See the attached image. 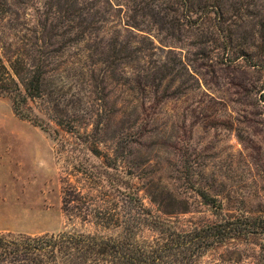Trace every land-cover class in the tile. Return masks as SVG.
<instances>
[{"label": "rangeland", "instance_id": "1", "mask_svg": "<svg viewBox=\"0 0 264 264\" xmlns=\"http://www.w3.org/2000/svg\"><path fill=\"white\" fill-rule=\"evenodd\" d=\"M54 1L7 0L19 16L12 15L13 23L33 24L51 15L50 22H59L67 38L76 37V21L69 20L74 10L60 13L53 5L45 15ZM113 1L106 13L107 4L98 0L91 11H98L93 29H86L83 41L63 57L67 100L79 114L85 109L88 131H99L98 153L55 124L47 131L21 119L10 99L0 98V233L118 234L115 221L69 219L64 210L69 183L80 194L76 200L92 201L100 216L113 219L123 200L185 228L216 220L206 200L222 202L229 215H264V104L259 100L264 72L242 58L224 64L228 55L205 41L207 34L198 37L202 30L165 32L155 12L136 16L130 0ZM241 1L223 0L229 8L224 24L233 29L236 44L260 54L264 0H250L240 12L233 7ZM115 40L118 47L130 43L125 60L113 55ZM154 200H174L180 213L166 216ZM156 235L149 227L138 231L140 237Z\"/></svg>", "mask_w": 264, "mask_h": 264}, {"label": "trees", "instance_id": "2", "mask_svg": "<svg viewBox=\"0 0 264 264\" xmlns=\"http://www.w3.org/2000/svg\"><path fill=\"white\" fill-rule=\"evenodd\" d=\"M104 1L107 4L105 11L109 13L108 6L114 8V1ZM130 2L135 5L136 16L139 12L141 16L151 14L154 17L155 12L162 31H180L183 27L202 30L198 37L207 34L205 41L221 47L228 55L222 60L224 64L242 58L250 67L264 72V52L253 54L234 42L233 29L224 24L229 8L223 0ZM250 3V0H243L241 6L233 8L241 12ZM98 4V0L48 3L51 8L45 15L52 12L53 5L58 6L60 13L74 10L69 20L76 21L73 29L79 34L67 38L68 31H62L59 22H50V18L54 19L51 15L43 18L41 15L33 24L13 23L12 15H16V19L19 16L11 11L7 0H0V98H9L18 117L44 130L50 131L55 124L68 133L77 134L85 145L93 144L90 148L93 153L99 151L94 145L99 131H88L90 123L86 121L85 109L81 115L67 100L66 85L63 84L67 61L63 57L67 50L83 41L80 37L96 20L98 11H91ZM136 16H130L132 23H137ZM117 43L116 40L110 43L112 53L125 60L131 51L128 49L130 43L120 42L119 47ZM162 68L167 70L166 65ZM162 80L159 79V85ZM152 81L155 84V80ZM262 83L259 100L264 104V80ZM75 188L71 183L65 188L64 210L69 219H81L84 223L98 219L100 223L115 221L120 232L106 235L65 229L41 235L0 233V264H264V215H229L224 212L222 202L206 200L211 204L216 220L185 228L161 215L146 212L143 204L123 200L118 218L113 219L100 216L92 201L76 200L80 194ZM201 195L210 199L205 192ZM154 202L166 216L180 213L178 202L174 200ZM145 227L157 231L156 237L138 236V231Z\"/></svg>", "mask_w": 264, "mask_h": 264}]
</instances>
